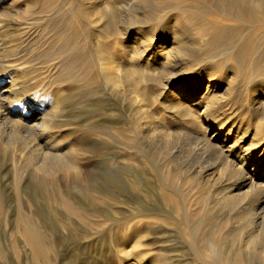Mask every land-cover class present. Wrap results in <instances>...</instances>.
Instances as JSON below:
<instances>
[{"label":"bare ground","instance_id":"obj_1","mask_svg":"<svg viewBox=\"0 0 264 264\" xmlns=\"http://www.w3.org/2000/svg\"><path fill=\"white\" fill-rule=\"evenodd\" d=\"M81 2L94 29L82 54L88 64L79 75L83 93L72 99L65 89L59 95L69 99L46 107L48 90L33 93L18 69L0 93V190L2 175L11 171L12 197L33 208L28 214L20 210L16 230L22 239L14 246L23 244L33 259L59 247L44 239L51 227L37 199H50L49 212L65 230L88 221L102 228L105 239L132 237L133 249L120 256V264L128 257L135 264H180L182 255H164L177 251L170 239L153 237L147 245L132 232L158 224L156 231L165 233L179 210V226L199 262L264 264V148H258L264 146V0ZM172 17L174 24L165 26ZM160 31L165 37L157 41ZM11 53L0 33V58ZM5 64L0 59V84L10 68ZM194 68L205 72L204 80L169 85ZM236 83L244 88L248 124H228L244 109L235 113L226 99L234 96ZM64 103L68 109L61 111ZM232 135L227 147L223 141ZM247 135L251 144L240 152ZM220 167L213 184L210 177ZM146 199H159L161 208L146 206ZM208 199H214L213 209L234 214L206 236L215 219ZM168 202L175 211L164 210ZM231 224L239 227L225 234L230 241L223 244L219 233ZM152 243H159L160 253L151 252Z\"/></svg>","mask_w":264,"mask_h":264},{"label":"rangeland","instance_id":"obj_2","mask_svg":"<svg viewBox=\"0 0 264 264\" xmlns=\"http://www.w3.org/2000/svg\"><path fill=\"white\" fill-rule=\"evenodd\" d=\"M81 1L82 0H0V33L4 37L6 43L9 44L10 51L12 52L7 56L8 58H0L2 63H6L5 65L10 66V68L6 70L7 73L3 75V82L0 84V93L8 88L7 86H9L10 83L12 71L15 69H18L22 77L29 82V86L33 93L42 94V92L48 90L50 95L46 98V107H49L54 101L62 102L63 100L69 99L59 95L60 92L65 89L69 91L67 92L68 94L73 93L72 99H76L77 95L83 93L84 83L82 82L83 80H80L81 77H79V75L85 68V65L88 66V64L86 55L83 57L82 54L84 53L83 50L86 51L85 38L89 37L90 39L94 29L87 25V13L83 11V3ZM173 20L174 18L172 17L168 22L165 21V26L166 24L167 26L174 24ZM156 35L157 41H161L165 37L163 31H160ZM85 69H87V67ZM204 74L205 72L201 69L194 68L188 73H181L175 76L172 79L173 82L171 81L172 83L169 85L175 88L176 83L180 85L181 82H187L188 79H195L194 81L198 82L201 80L200 77ZM227 77L229 78L231 75H227ZM232 95L234 96L231 98H226V96L224 98L227 99V102H230V105L233 104L235 106V113L241 108V105H243V108L247 107V105H244V101H242V99L244 100L246 97L242 85L236 83ZM89 103L90 102L85 101L84 105ZM62 105L60 106L61 111L68 109L66 108L67 103ZM76 106L79 107L78 104H76ZM7 108L10 109L11 106H8ZM152 108L155 110V106H152ZM36 109L38 110L37 107ZM242 112L238 111V116H234L228 124L235 121L238 123L240 121L242 124L250 123L251 119H248L250 117L246 112V108H244ZM239 114L242 115V118ZM243 115L245 116L243 117ZM214 132L215 128L211 129L208 136L211 137ZM233 136L234 135L231 136V139L223 141V144L227 147L231 146L233 144ZM250 144L251 138L247 135L244 140L239 142L237 148H240L241 152L244 149L249 148ZM258 148L262 150L264 146ZM235 150L238 151V149ZM0 151H4L3 148H1ZM124 158L126 159L127 156ZM135 158L136 157L133 156L131 159ZM231 159L236 163H239V161L235 159V156H232ZM237 167L238 166H236V168ZM216 169L214 170L215 172L213 171L214 174L210 177L213 184L217 181L215 178L218 177L219 169H221V167ZM11 175L12 172L8 170L2 175V180H4L5 185L0 190V264H120V256H124V254H126L125 251H131L133 249L132 242L134 241L132 237L125 239L126 235H124L125 237L123 235H113L111 239H105V237L103 238V235L107 234L103 232L102 228L97 227L94 229L93 226L88 224V221H85L86 223L84 226L79 227L75 225L70 231L69 228H67L68 231L63 229V227L55 221L53 213L49 212L50 210H53L54 207L52 201L50 199H37V201L41 203L40 207H42L40 216L42 217V215H46L45 220L51 227V229L47 230L46 235H44V239L48 242H58L59 247L48 250L45 258L41 257L40 259H33L31 252L23 244H18V247L14 246L16 241L19 242L22 239L21 233H18L16 230L18 225L20 226V221L18 219L19 212L22 209L24 213L28 214L29 209L33 208L27 204L26 199H16L15 197H12L15 193V184L11 179ZM158 200L159 199H146V206L154 202L156 203L154 205L159 206L160 204L158 203ZM177 200L180 202L185 199ZM213 200L214 199H208V202L211 203L209 205L210 208L215 204V201ZM245 205L243 204L244 207H242L245 208ZM134 206L139 208L138 205ZM174 206L173 202H168L163 207L164 210H167L168 212L170 210L173 211L175 209ZM118 207H121L120 209L126 208L128 211L135 208H128L125 206ZM199 207V205L193 207L194 211L198 210ZM45 208L49 209L46 210ZM243 208H241V210ZM211 209L212 210L209 209V211L211 214L214 213L215 219L212 222H209V225L205 229L203 235L206 236L210 235L213 229L217 228L219 224L232 218L231 216L234 214V212L229 213L227 211H219L213 209V207ZM114 214L118 217L117 210L116 212L114 211ZM172 214V217H174V219H172L174 225L165 226V230H168L165 233L156 231L160 228V225L158 224L149 226H147V224V227H144L141 224L140 226L133 228L132 232L134 235H140V241L143 243L145 242L147 245L148 243L150 244L149 240L153 237L156 239L162 237H165L168 240L170 239L171 242L167 243L170 245H176L177 251L165 252L164 255L167 257L173 254L182 255L183 258L180 259L182 260L180 264H203L201 263L202 261L199 262L198 258L195 257L196 247L190 243L185 232H183L181 226H179V223L182 220V212L179 210V213L178 211H175L172 212ZM195 220L196 222H199L201 217L197 216ZM214 223L216 225H214ZM238 227L239 225L236 224L223 226L219 233L221 242H223V244L229 243L230 240L225 234L233 230L232 228L238 229ZM85 230H91L93 234L88 233L80 235V232ZM149 230L151 233H156V235L149 234ZM152 230H154V232H152ZM97 239L98 242L96 245L90 246L88 244L90 241ZM102 240L104 242H102ZM76 243L78 246H74ZM153 245H149L151 252L160 253L161 251L158 247L159 243ZM232 248L234 249L235 246ZM134 262L135 259L133 257H128L122 264H135Z\"/></svg>","mask_w":264,"mask_h":264}]
</instances>
